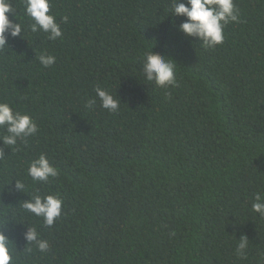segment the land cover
<instances>
[{"label":"trees","instance_id":"1","mask_svg":"<svg viewBox=\"0 0 264 264\" xmlns=\"http://www.w3.org/2000/svg\"><path fill=\"white\" fill-rule=\"evenodd\" d=\"M9 3L24 33L0 52V102L39 128L12 150L0 142L13 264H264V217L251 207L264 192V0H234L239 22L207 49L177 30L173 0H50L58 23L69 18L56 40L30 31L24 0ZM150 51L174 60L175 87L144 79ZM42 53L56 62L43 67ZM97 87L119 111L100 107ZM41 153L59 173L47 183L27 174ZM35 194L63 200L51 228L19 206ZM27 226L47 252L27 244Z\"/></svg>","mask_w":264,"mask_h":264},{"label":"clouds","instance_id":"2","mask_svg":"<svg viewBox=\"0 0 264 264\" xmlns=\"http://www.w3.org/2000/svg\"><path fill=\"white\" fill-rule=\"evenodd\" d=\"M50 8V0H24V14L30 21L28 26L30 31L42 32L49 40H56L63 35L61 23H67L69 18L64 16L58 23L55 15L51 14ZM13 11L15 10L9 0H0V52L9 48V36L22 37L24 33V26L20 22L16 23L9 19L7 14ZM172 15L184 17L185 20L179 24L177 30L186 37L200 40L201 45L206 49L221 45L224 41V27L229 23L239 22V10L234 0H173ZM38 59L45 68L56 62L55 56L45 53L40 54ZM173 61L159 53L152 51L145 53L141 70L144 79L154 82L159 88L175 87L177 85L176 63ZM95 92L100 101V107L109 112L119 111L121 101L117 96L101 87H97ZM95 105V99L87 102L89 109H93ZM0 129L6 132V135L0 137V142L11 150L18 141H25L39 131L38 125L30 115L14 111L8 102H0ZM3 156L4 149L0 148V157ZM27 174L32 181L41 183H47L51 178L59 175L57 168L52 166L46 154L43 153L30 162ZM15 188L25 193V184L22 181L15 180ZM29 197L30 199L21 201L19 206L35 217L42 218L44 225L51 228L61 217L62 198L59 194H48L43 197L35 194ZM251 207L252 211L264 217V192L257 191L254 194ZM23 235L27 244L34 245L40 252L49 250V242L41 239L36 227L27 226ZM10 242L11 240L0 230V264H13ZM247 245L248 238L240 237L236 248L238 256L244 255Z\"/></svg>","mask_w":264,"mask_h":264}]
</instances>
